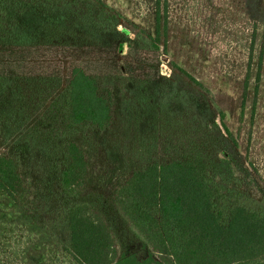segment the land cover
Here are the masks:
<instances>
[{
  "label": "rangeland",
  "instance_id": "374dc122",
  "mask_svg": "<svg viewBox=\"0 0 264 264\" xmlns=\"http://www.w3.org/2000/svg\"><path fill=\"white\" fill-rule=\"evenodd\" d=\"M101 1L124 17L118 36L98 41L85 34L68 41L65 34L34 36L31 46L10 44L0 51V122L6 127L0 149L16 157L32 189L19 203L0 190V264H75L67 252L64 213L76 199L64 198L57 183L68 140L78 142L90 161L87 190L78 200L103 213L122 252H139L109 204L107 183L145 166L165 134L196 132L207 147L223 149L222 142L204 138L209 117L202 106L195 111L189 96L197 87L172 65L198 81L223 113L236 141L232 150L249 176L240 202L264 213V0H161L166 11L156 65L142 62L126 45L137 30L155 35V0ZM69 42L76 45L66 46ZM69 62L98 77L117 71L143 81L119 107L113 129L41 122L50 109L42 94L51 75L64 76ZM178 76L182 82H173Z\"/></svg>",
  "mask_w": 264,
  "mask_h": 264
},
{
  "label": "trees",
  "instance_id": "16d2710c",
  "mask_svg": "<svg viewBox=\"0 0 264 264\" xmlns=\"http://www.w3.org/2000/svg\"><path fill=\"white\" fill-rule=\"evenodd\" d=\"M165 8L155 0L154 36L137 30L135 39H126L128 49L133 48L142 62L157 64ZM123 21L101 0H0V51L10 44L31 46L34 36L53 39L65 34L68 41L85 34L97 41L107 39L120 34L117 27ZM68 64L64 76L52 80L51 75L42 94L47 96L43 106L50 109L43 111L41 122L45 118L87 131L113 129L119 107L143 81L137 84L135 76L117 71L98 77L76 63ZM172 68L197 87L188 95L195 111L202 106L209 117L203 136L222 142L223 149L207 147L196 132L165 134L145 166L107 183L111 208L140 248L122 252L103 213L78 200L87 190L90 161L78 142L66 141V163L57 183L64 198L76 199L64 213L67 252L75 264H264V213L240 202L241 184L249 176L232 150L236 141L224 115L198 81ZM5 128L0 122V144ZM0 190L16 203L32 194L16 157L1 149Z\"/></svg>",
  "mask_w": 264,
  "mask_h": 264
}]
</instances>
